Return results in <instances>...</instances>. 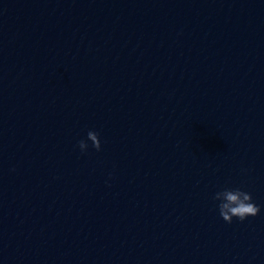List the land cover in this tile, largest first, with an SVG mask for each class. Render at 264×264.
Returning a JSON list of instances; mask_svg holds the SVG:
<instances>
[{"label":"clouds","instance_id":"1","mask_svg":"<svg viewBox=\"0 0 264 264\" xmlns=\"http://www.w3.org/2000/svg\"><path fill=\"white\" fill-rule=\"evenodd\" d=\"M87 140L91 141L92 146L97 151L101 149L99 135L95 131H88ZM78 146L84 152L88 148V143L85 140H81ZM214 199L221 201L219 204V214L227 223H232L234 217L242 222L248 217H255L260 212V208L253 202L251 194L239 188H226L223 191L217 192Z\"/></svg>","mask_w":264,"mask_h":264}]
</instances>
